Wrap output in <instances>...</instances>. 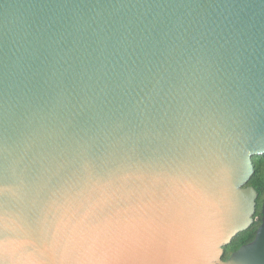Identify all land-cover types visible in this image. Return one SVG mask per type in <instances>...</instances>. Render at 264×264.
Wrapping results in <instances>:
<instances>
[{
    "label": "water",
    "instance_id": "water-1",
    "mask_svg": "<svg viewBox=\"0 0 264 264\" xmlns=\"http://www.w3.org/2000/svg\"><path fill=\"white\" fill-rule=\"evenodd\" d=\"M264 0H0V264H264Z\"/></svg>",
    "mask_w": 264,
    "mask_h": 264
},
{
    "label": "trees",
    "instance_id": "trees-1",
    "mask_svg": "<svg viewBox=\"0 0 264 264\" xmlns=\"http://www.w3.org/2000/svg\"><path fill=\"white\" fill-rule=\"evenodd\" d=\"M252 163L254 173L248 180L247 185H251L257 192L258 203L257 211L254 216L258 215L260 218V202L264 197V154L254 156L252 158ZM258 223L259 220L252 224L247 230L239 232L232 238L231 242L225 247L224 259H226L229 254L236 250L240 245L253 239Z\"/></svg>",
    "mask_w": 264,
    "mask_h": 264
},
{
    "label": "flooded vegetation",
    "instance_id": "flooded-vegetation-1",
    "mask_svg": "<svg viewBox=\"0 0 264 264\" xmlns=\"http://www.w3.org/2000/svg\"><path fill=\"white\" fill-rule=\"evenodd\" d=\"M264 198V197H263ZM263 198H262V200H263ZM262 200H261V202H260V207H261V203H262ZM257 203H258V199H257ZM256 211H257V205H256ZM256 213V212H255ZM259 220V223H260V218L258 217V215H256V216H254V222H253V224L256 222V221H258ZM259 223H258V225H259ZM257 225V226H258Z\"/></svg>",
    "mask_w": 264,
    "mask_h": 264
}]
</instances>
